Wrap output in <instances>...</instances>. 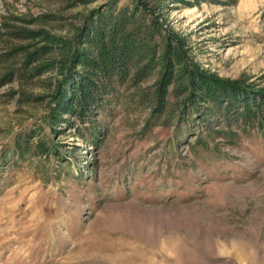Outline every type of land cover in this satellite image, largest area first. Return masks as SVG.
<instances>
[{"label": "rangeland", "instance_id": "rangeland-1", "mask_svg": "<svg viewBox=\"0 0 264 264\" xmlns=\"http://www.w3.org/2000/svg\"><path fill=\"white\" fill-rule=\"evenodd\" d=\"M193 66L264 91V0H0V264H264V101Z\"/></svg>", "mask_w": 264, "mask_h": 264}, {"label": "trees", "instance_id": "trees-1", "mask_svg": "<svg viewBox=\"0 0 264 264\" xmlns=\"http://www.w3.org/2000/svg\"><path fill=\"white\" fill-rule=\"evenodd\" d=\"M98 57L101 59H104V56L102 53H98ZM167 66L166 68H169L170 62H166ZM172 68V66H171ZM98 70L102 72V68L99 67ZM190 73V101H193V104L196 103V101L193 99V97L196 95L195 98H202L204 100L205 97L210 96L215 102L219 101L220 99L226 98L227 102L225 104H241L243 102L249 101L251 103L255 102V99L260 101V103L263 104L264 101V91H256L253 89H248L243 86L236 87L233 89L232 87H228L227 85H232L227 80H224L223 78L214 77L212 74H209V76L206 77L198 74L196 77H194L196 73L199 71L194 68V66L190 69V71L186 70ZM210 76H213L212 78ZM210 77V78H209ZM86 79V78H85ZM238 84V82L236 81ZM162 86V85H160ZM159 86V87H160ZM98 93L95 90V87H92V89L89 91V96L85 100L84 103L78 104V107L76 109L79 117H85L87 115V110L90 108V105H94L97 101ZM64 98V97H63ZM189 99V98H188ZM66 101V100H65ZM223 103V102H222ZM65 102L61 103V109L63 108ZM219 106V105H218ZM230 105H227L225 107H228ZM65 108H71L70 104L67 103L65 105ZM84 118H82L83 120Z\"/></svg>", "mask_w": 264, "mask_h": 264}]
</instances>
